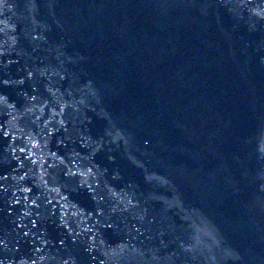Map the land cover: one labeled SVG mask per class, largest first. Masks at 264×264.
Returning <instances> with one entry per match:
<instances>
[{
  "label": "clouds",
  "instance_id": "clouds-1",
  "mask_svg": "<svg viewBox=\"0 0 264 264\" xmlns=\"http://www.w3.org/2000/svg\"><path fill=\"white\" fill-rule=\"evenodd\" d=\"M261 4H264V0H260ZM247 3H251V0H241V6L242 7H246ZM250 16H255V17H258L259 19L261 20H264V7H253V8H248L247 9ZM251 27H255V24L251 25ZM2 30V29H0ZM15 40V38H13V41ZM93 95H95V92L93 90ZM0 102H6V98L5 97H0ZM127 139H125V143H127ZM147 143V141L145 142ZM259 152L261 153L262 156H264V141H261V143L259 144ZM89 172H91V169H89ZM161 179L160 177H155L154 175L151 176V177H148V179ZM129 203H131V201L129 200ZM176 205L178 207H180L181 209L183 208L181 202L179 201V198L177 197L176 199ZM170 207L172 206L171 204L169 205ZM2 243V242H0ZM216 246L217 247H221L220 245V242L219 241H216ZM183 247V245H182ZM197 249L192 247V246H189L187 248H185V252H189V253H192V252H196ZM209 252L212 251L211 248L208 249ZM106 256L108 255L107 252L104 253ZM211 259L213 261V264H215V261H216V256L215 255H210V257H208L207 259ZM43 259V257L41 258ZM232 259H240V257L238 255H232ZM0 264H2V262H0ZM23 264V262H22ZM33 264H35V262H33ZM65 264H67V261H65Z\"/></svg>",
  "mask_w": 264,
  "mask_h": 264
},
{
  "label": "snow or ice",
  "instance_id": "snow-or-ice-1",
  "mask_svg": "<svg viewBox=\"0 0 264 264\" xmlns=\"http://www.w3.org/2000/svg\"><path fill=\"white\" fill-rule=\"evenodd\" d=\"M3 2V0H0V3H2ZM5 83H7V81H5Z\"/></svg>",
  "mask_w": 264,
  "mask_h": 264
}]
</instances>
